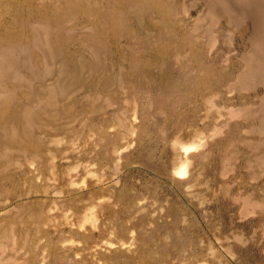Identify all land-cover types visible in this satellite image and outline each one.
<instances>
[{
    "label": "rangeland",
    "instance_id": "obj_1",
    "mask_svg": "<svg viewBox=\"0 0 264 264\" xmlns=\"http://www.w3.org/2000/svg\"><path fill=\"white\" fill-rule=\"evenodd\" d=\"M0 264H264V0H0Z\"/></svg>",
    "mask_w": 264,
    "mask_h": 264
}]
</instances>
